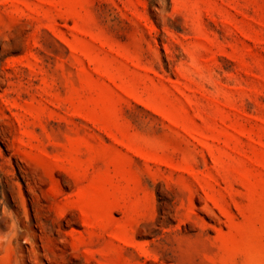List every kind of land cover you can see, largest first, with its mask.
Here are the masks:
<instances>
[{"label":"rangeland","instance_id":"1","mask_svg":"<svg viewBox=\"0 0 264 264\" xmlns=\"http://www.w3.org/2000/svg\"><path fill=\"white\" fill-rule=\"evenodd\" d=\"M0 264H264V0H0Z\"/></svg>","mask_w":264,"mask_h":264}]
</instances>
